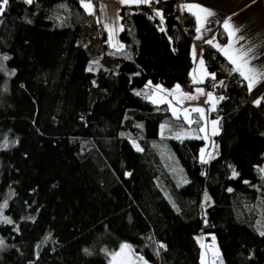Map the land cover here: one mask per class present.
<instances>
[{"label": "trees", "instance_id": "obj_1", "mask_svg": "<svg viewBox=\"0 0 264 264\" xmlns=\"http://www.w3.org/2000/svg\"><path fill=\"white\" fill-rule=\"evenodd\" d=\"M155 5L132 13L118 51L105 35L77 45L95 21L80 0H10L0 17V56L11 57L0 71V145L8 142L0 205L7 200L3 215L14 223H0V264H111L102 249L123 240L151 264H201L196 236L209 233L226 264H264V100L246 101L241 77L216 51L208 66L225 87L211 88L228 92L212 113L221 126L216 158L200 163L203 139H161L168 111L136 93L149 81L188 82L192 61L191 39L173 35V0ZM183 19L194 25L185 11ZM162 141L189 183L173 176Z\"/></svg>", "mask_w": 264, "mask_h": 264}, {"label": "crops", "instance_id": "obj_2", "mask_svg": "<svg viewBox=\"0 0 264 264\" xmlns=\"http://www.w3.org/2000/svg\"><path fill=\"white\" fill-rule=\"evenodd\" d=\"M88 2H91L93 5V12L95 17L94 22L103 25L107 42L113 50H117V48H114L112 45L114 43L123 45V43L122 41L115 42L118 35L115 32L110 34L108 29L109 27L116 29L119 25L123 26V7L133 6L135 4H122L120 0H84V3ZM184 5H198L214 13L212 17L208 18L206 27L204 30H202L204 39L197 40L195 37L199 34L195 31L196 27L198 26L196 16H194L191 12L184 10L186 15L194 22V34L190 45L192 64L188 80V82L192 84V87L188 91H183L182 84L180 83H175L171 86H165L160 82L151 81V86L146 87L148 85L147 83L137 92H141V95L143 96H145L143 93H147L149 96H151L155 90L156 85L162 86V88L165 90H173L176 85H180L183 93L196 95L198 98L195 100L182 99L180 92L175 93V95H168L167 99L172 101L171 106L166 102L153 103L152 100H148H150L156 106L164 107L169 113V117L166 120L162 121L159 126V136L161 139L175 138L177 133L184 132L188 133V135L184 138H190L191 136L197 135H205L204 133L199 132V128L203 126L205 122L199 120L198 113L192 112L191 119L194 121H199V123L188 124L183 118L184 109L190 110L195 107H203L205 109V116L207 120L208 139H203V144L199 149V158L201 149H205V156H207L209 153H211L213 156H216L219 153V146L216 140L217 135L211 134V121L217 119L219 120L218 128L220 132V118L212 114L213 111L210 110L211 103H206L207 96L199 95V93H197L195 90L197 88H203L205 93L212 92L215 97H220L222 95L218 94L215 89L206 85L205 82H193V77H195L197 80L205 77L204 70L199 65L201 54L203 60L205 61L204 67L207 69V72L215 73L214 71L209 69V66L206 63L205 53L203 50V45H206L204 41L207 39H212L213 45L219 44L221 47H226L227 45L231 44L233 45L234 49L248 51V59L250 61V64L256 69L264 68V0H186ZM193 11L197 12L199 15H201V17H203L204 15L203 13H199L198 8H194ZM226 20L229 21L232 29L235 30V35L233 37H230L228 31L223 28V22ZM213 45L210 46L215 51L221 54V56L229 64L230 69H232L234 65H232L227 57ZM193 49H195L196 53L195 58L193 57ZM103 61L106 64L110 62V60L108 59H104ZM237 74L239 75V73ZM240 77L243 78L242 76ZM206 79L208 78H205V80ZM245 82L247 84V81ZM251 94L255 97V99L260 96H264V81L258 83L251 91ZM163 95H165V93L163 92L156 93V99L159 100L160 96ZM172 106L177 108L178 114L180 116L179 119L173 116L171 111ZM162 125H165L166 127L162 129ZM162 131L163 135H161ZM197 254L199 256V249L197 251Z\"/></svg>", "mask_w": 264, "mask_h": 264}, {"label": "snow or ice", "instance_id": "obj_3", "mask_svg": "<svg viewBox=\"0 0 264 264\" xmlns=\"http://www.w3.org/2000/svg\"><path fill=\"white\" fill-rule=\"evenodd\" d=\"M35 2V0H23V3H25L26 5H33ZM120 2L122 4H136V5H141V4H145V5H149L151 6V4L153 2L155 3H159L160 0H120ZM9 3L10 0H0V17L5 16L6 14V10L9 7ZM81 4L82 6L86 9V11L92 15L94 14L93 12V5L91 2L88 3H84V0H81ZM61 7H65V5H61ZM184 8V10L191 12L194 16H196L197 19V23L198 26L196 27L195 31L199 34L197 35L195 38L197 40H202L204 39L203 34H202V30L205 29L206 24L208 22V18L212 17L214 15V13L206 8H203L201 6L198 5H184L182 6ZM194 8H198L199 9V13H203V17H201V15H199L197 12L193 11ZM103 10V9H102ZM156 15L160 17L161 21H163L164 17L161 11L156 10ZM29 23L31 21H28ZM0 23H3V20H0ZM223 28L228 31V34L230 37H233L235 35V30L232 29L231 24L229 23V21H224L223 22ZM109 33L112 34L114 32V29L112 27H109ZM124 28L122 25H120L119 27V31H123ZM161 31H165V29L161 28ZM206 44L208 45H213V40L212 39H207L204 41ZM114 48H117V50H122L124 45L122 44H116L114 43L112 45ZM215 48H217L220 52H222L227 59L229 60V62L234 65V67L232 69H230V72H237L239 73L240 76L243 77V79L245 81H247V88L248 90L251 92L253 90V88L260 82L264 81V68L261 69H256L254 66H252L250 64V61L248 59V51H241L239 49H234L233 45L229 44L226 47H221L219 44L213 45ZM195 49H193V57L195 58ZM11 57L8 56L7 54H4L2 56H0V71L3 72H7V68L4 64L5 61L10 60ZM97 63L98 62H94ZM199 65L201 66V68L204 70L205 73V77L197 80L195 77H193V82L194 83H204L205 82V78H210L211 80L215 81L216 80V73H209L207 72V69L204 67L205 65V61L202 58V54H201V58L199 59ZM87 71H93L92 67L90 66ZM10 75H15V70H11V72L9 73ZM136 75H139V73H136ZM93 83H95V81H93ZM218 85L221 87H225L224 81H219ZM151 86V81L148 82V85L146 87ZM217 85H213V87H215ZM197 93H199V95H206L207 96V100L206 103H211V111H216V106L218 103H220L221 101H223L225 99L224 96H220V97H215L214 94L212 92H208L205 93L203 88H197L195 90ZM159 92H163L165 93V95L160 96L159 100L156 99V93ZM180 92L181 93V97L182 99H187V100H195L198 97L196 95H192V94H187V93H183L180 85H176L175 88L173 90H165L162 88V86L160 85H156L155 86V90L153 92V94L151 96H149L147 93H143L145 95V97L147 99L152 100L153 103H168L170 106L172 105V101L167 99L168 95H175V93ZM141 92H137L136 95H141ZM262 100H264V96H260L258 98H256L253 103L256 106H260ZM171 111L173 116H175L177 119L180 118L179 114H178V110L176 107L172 106L171 107ZM195 112L199 114V120L204 121V125L201 126L199 128V132L200 133H204L205 135L203 136H191L190 138H194V139H208V134H207V120H206V116H205V109L203 107H195L192 109H184L183 110V118L184 120L188 123V124H192V123H199V121H194L191 119V113ZM218 124H219V120H212L211 121V125H212V135H218L219 134V128H218ZM137 127H142L141 125H137ZM162 129L165 128V125L161 126ZM123 135V133L121 134ZM161 135H163V131L161 132ZM188 133L184 132V133H177L175 138L176 139H183L185 136H187ZM264 135V134H262ZM15 143H18V141H16ZM134 146L136 147L137 151H143L142 148L139 147L138 144H135V141H133ZM0 147L6 149L8 147V142L7 140H5L3 145H0ZM216 157L213 156L211 153H209L207 156H205V149H201L200 150V163L202 164H208L210 163L211 160L215 159ZM230 168H232V165H229ZM258 170L261 174H264V167H260L257 166ZM127 175H131V173H127ZM239 176V173L233 168L232 173H231V178H236ZM264 178V177H262ZM181 183L182 184H186L189 183V181L187 179H184L183 177L181 178ZM245 183H248V181H245ZM229 192L232 191L231 188L228 189ZM211 200V197L208 196V194L205 192L204 194V202L207 203L208 201ZM8 207V202L7 200H5L3 202L2 205H0V223L3 224H13V220L10 217L4 216L3 215V209H6ZM173 207H175V204H173ZM177 211H179V209H177ZM205 223H207V221L205 220ZM17 231L18 226H17ZM261 236H264V231H260L259 233ZM50 238V234L48 237H45V240ZM213 240H215V237H213ZM5 241L3 238H0V249H2L3 247H5ZM39 247V245L37 246ZM160 248H166V245L161 244L159 246ZM203 247V245H202ZM85 254L91 255V252L88 248H84L83 249ZM102 251H104L106 254L110 255L112 257V260L115 262L117 260L118 257H121L124 254H127V256L131 257L134 255V250L132 249V246L130 244L127 243H123L120 245V250L118 252H114V253H109L107 249H102ZM217 255H218V250H217ZM139 261H142L143 264H148V262L146 260H144L143 257H138ZM126 264H132L131 259H129ZM203 264V261H202ZM221 264H223V261L221 260Z\"/></svg>", "mask_w": 264, "mask_h": 264}, {"label": "built area", "instance_id": "obj_4", "mask_svg": "<svg viewBox=\"0 0 264 264\" xmlns=\"http://www.w3.org/2000/svg\"><path fill=\"white\" fill-rule=\"evenodd\" d=\"M185 2L186 0H173V10L175 12V18L177 20V23L174 26L175 29H174L173 35L176 38H180L182 35H186L192 40L193 34H194V25L186 23L183 19L184 9L182 6L185 4ZM155 6H156L155 3L151 4V7H155ZM135 11L139 13H145V14L151 13L149 5L148 7H144L143 4L141 5L135 4L133 6H124L122 9L123 28L129 29L130 22L132 20V13ZM104 34H105V30L102 24L96 23V22L88 23L79 31L78 38H77V45L79 47L86 46L91 40L101 39L104 36ZM203 50L205 53L206 63L207 64L208 63L217 64L216 62L217 52L211 50L206 45H203ZM224 75L227 77V74L225 72H224ZM218 82H219V79L217 77L215 81L211 80L210 78L205 80V84L210 87H213V85H217ZM237 85L241 89L246 101L255 105L253 103V101L255 100V97L248 90L245 80L238 77ZM191 87H192V84L189 82L182 84L183 91H188ZM223 95L227 97L228 92L225 91ZM261 108L264 111V105H262Z\"/></svg>", "mask_w": 264, "mask_h": 264}, {"label": "rangeland", "instance_id": "obj_5", "mask_svg": "<svg viewBox=\"0 0 264 264\" xmlns=\"http://www.w3.org/2000/svg\"><path fill=\"white\" fill-rule=\"evenodd\" d=\"M119 27H120V25L117 27L118 30H117V28L114 29V32L118 35L117 40H115V42H121V37L119 34L120 33ZM135 144H137V143H135ZM158 146H159V149L165 158V161H166L165 163L167 164L168 168L173 173V176L175 177L177 182L181 183L182 177L184 179H187L182 165L179 163L174 152L170 148H168L167 144L162 141L161 143H159ZM205 192L208 194V196L211 197V200L208 201L207 203H205L204 197H203L204 211H206L207 207L210 204H212V202H213V198H212L211 194L209 193V191L205 190ZM260 230L262 231L263 229L260 228ZM213 237H215V240H213ZM196 239H197V245H198V249H199V258H200L201 264H202V261L204 264H221V260L223 261V264H226L225 260L223 259L222 255H221V252H220V249H219V246L217 243V238H216V235L214 233H209L208 235L198 234L196 236ZM123 243L129 244L126 240H123L120 242V244L116 248L107 249L108 252L109 253L118 252L120 250V245ZM202 245H203V247H202ZM217 250H218V255H217ZM106 255H107L109 262L111 264H126V262L129 259H131L132 264H143L142 261L138 260V257H142V256L136 254L135 252H134V255L131 257L127 256V254H124L121 257H118L115 262L112 260V257L110 255H108V254H106ZM144 260H146L148 262V264H151V262L148 261L147 259L144 258ZM206 261H208V262H206Z\"/></svg>", "mask_w": 264, "mask_h": 264}]
</instances>
